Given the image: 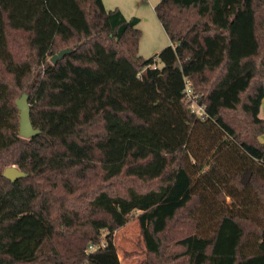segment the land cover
Returning <instances> with one entry per match:
<instances>
[{"label":"trees","instance_id":"1","mask_svg":"<svg viewBox=\"0 0 264 264\" xmlns=\"http://www.w3.org/2000/svg\"><path fill=\"white\" fill-rule=\"evenodd\" d=\"M155 11L171 43L144 58L140 18L103 0H0V264H122L135 211L146 264H264V0Z\"/></svg>","mask_w":264,"mask_h":264},{"label":"rangeland","instance_id":"2","mask_svg":"<svg viewBox=\"0 0 264 264\" xmlns=\"http://www.w3.org/2000/svg\"><path fill=\"white\" fill-rule=\"evenodd\" d=\"M160 0H103L107 9L119 7L127 16H137L140 18L138 27L142 30V37L139 44V54L144 58H149L169 45L171 40L158 19L155 6ZM260 112L264 118V100L262 101ZM195 144L200 143L209 146L214 142L210 132L201 130L195 132ZM259 139L264 142V133ZM214 159V158H212ZM138 211L132 214L131 219L114 232V240L117 245L118 255L122 264H146V248L141 236V227L138 222ZM256 215V213H255ZM203 224L199 228V233L207 234L215 227L216 218L208 214L202 215Z\"/></svg>","mask_w":264,"mask_h":264},{"label":"water","instance_id":"3","mask_svg":"<svg viewBox=\"0 0 264 264\" xmlns=\"http://www.w3.org/2000/svg\"><path fill=\"white\" fill-rule=\"evenodd\" d=\"M72 49L66 48L58 51L51 56V60L56 62L62 58L66 53L71 52ZM29 92H23L21 96L16 100L17 107L19 109V134L23 137L29 138L40 132L39 128H35L32 124L30 117V104H29ZM4 176L11 180H15L18 177L26 176L27 173L20 170L15 165L8 166L3 171Z\"/></svg>","mask_w":264,"mask_h":264},{"label":"built area","instance_id":"4","mask_svg":"<svg viewBox=\"0 0 264 264\" xmlns=\"http://www.w3.org/2000/svg\"><path fill=\"white\" fill-rule=\"evenodd\" d=\"M185 97L190 102V108L191 110L196 113L201 118L205 117V107L202 104H199L196 102V97L193 93V87L191 86V83L187 80L186 86H185ZM93 247V246H91Z\"/></svg>","mask_w":264,"mask_h":264},{"label":"crops","instance_id":"5","mask_svg":"<svg viewBox=\"0 0 264 264\" xmlns=\"http://www.w3.org/2000/svg\"><path fill=\"white\" fill-rule=\"evenodd\" d=\"M260 116L262 117L261 112H260Z\"/></svg>","mask_w":264,"mask_h":264}]
</instances>
